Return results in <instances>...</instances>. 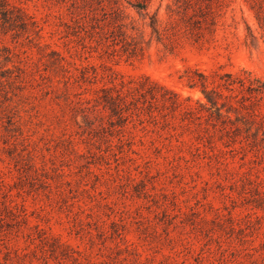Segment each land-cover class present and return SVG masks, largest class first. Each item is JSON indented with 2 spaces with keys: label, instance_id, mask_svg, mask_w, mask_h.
Segmentation results:
<instances>
[{
  "label": "rangeland",
  "instance_id": "rangeland-1",
  "mask_svg": "<svg viewBox=\"0 0 264 264\" xmlns=\"http://www.w3.org/2000/svg\"><path fill=\"white\" fill-rule=\"evenodd\" d=\"M12 1L37 27L0 32L12 56L0 62V264H264V141L231 150L215 131L213 147L201 143L204 122L187 105L206 100L186 82L193 70H245L264 82L256 2L208 9L191 0L184 10L145 0L143 15L132 6L140 0H120L126 32L143 47L130 55L120 28L107 46V26L91 27L108 20L106 0L104 9L94 0ZM120 80L149 90L156 119L146 108L117 117L96 103L100 87ZM254 107L264 113V98Z\"/></svg>",
  "mask_w": 264,
  "mask_h": 264
},
{
  "label": "trees",
  "instance_id": "trees-1",
  "mask_svg": "<svg viewBox=\"0 0 264 264\" xmlns=\"http://www.w3.org/2000/svg\"><path fill=\"white\" fill-rule=\"evenodd\" d=\"M97 5L104 9L105 0H94ZM109 7L108 20L105 22L104 18H107V12L102 21L98 23L95 21L91 27L94 29L99 27L103 30V26H107L103 30V33H108L104 36L107 46L117 44L116 37L109 34L112 33L115 27L120 28V34L123 35L124 43L120 46L123 52H127L130 55H136L143 52L141 43H137L135 40L136 35L126 32L127 22L124 18L127 14L124 13V9L120 0H106ZM198 5H204V7L210 8L212 1L219 4L221 0H195ZM200 1L202 4H200ZM257 5L255 9V16L259 22L264 21V0H253ZM177 6L186 9L192 7L191 0H176ZM132 6L138 11H143V15H147V4L145 0H140ZM254 6V5H253ZM252 7V6H251ZM254 8V7H253ZM202 9V8H201ZM197 13V12H196ZM204 19L203 13L197 14ZM86 16L84 12L77 11V19ZM148 25L151 28V33L155 34L156 39L160 40L162 32L158 25V18L156 13L151 14ZM93 19H96L93 16ZM97 20V19H96ZM132 19L129 20L131 24L130 28L134 29L132 25ZM213 24V20H212ZM37 23L34 17L30 15L26 9L19 3H15L12 0H0V32L6 33L13 31L15 33H28L30 31H36ZM101 39V38H100ZM116 51V49H112ZM11 50L5 46L0 45V59L2 63L11 61ZM145 79L149 80L147 76ZM150 81V80H149ZM186 82L188 86H198L201 93L205 98V102H199L196 100L197 106L191 104L187 105V109L190 110L196 119L199 120V124L204 122L201 126L198 138L201 143H208L209 147H213L212 135L215 131H220L218 135L222 139V143L226 148L237 149H256L259 150L261 142L264 141V113L255 110V101L264 98V82L258 77H253L250 72L242 71L241 73H234L229 71L217 72L213 71L210 75H206L200 71L193 70L191 74L187 75ZM101 94L97 95L94 100L97 104L107 106L112 115L122 117L124 112L133 108L136 110H142L146 108L147 117L156 119L157 116L152 112L149 101L147 100V94L152 98V94L148 89L142 86L129 85L128 83L120 80L118 82H112L110 86L100 87ZM132 106V107H131ZM233 113V116L230 114ZM86 116V115H85ZM243 124L244 135L240 134V125ZM198 124V125H199ZM251 127H254L251 130ZM213 129V130H211ZM260 132V137L258 136ZM234 143H238V147H234ZM193 149L198 151L199 145L193 144ZM219 151H226L219 148ZM221 163L220 160H218ZM5 208L8 205L3 203ZM36 233H42L43 228H39V225H34ZM46 263V262H45Z\"/></svg>",
  "mask_w": 264,
  "mask_h": 264
}]
</instances>
